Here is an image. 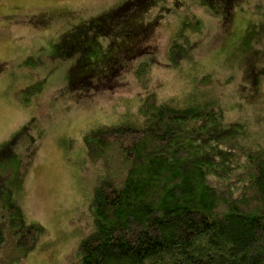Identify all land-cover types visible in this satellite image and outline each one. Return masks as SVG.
Instances as JSON below:
<instances>
[{"label":"rangeland","instance_id":"obj_1","mask_svg":"<svg viewBox=\"0 0 264 264\" xmlns=\"http://www.w3.org/2000/svg\"><path fill=\"white\" fill-rule=\"evenodd\" d=\"M125 1L0 0V171L26 214L47 229L19 264L75 262L93 229L98 175L107 171L103 161L87 159L84 136L102 124L142 120L140 105L150 93L161 101L190 92L214 99L227 122L249 127L245 144L264 146V0H159L144 15L153 29L132 43L155 54L147 75L136 70L150 55L130 58L113 89L70 84L76 56H63L65 36ZM187 39L189 56L172 62L173 41ZM29 59L33 64L24 66ZM40 82L43 90L24 103L22 90ZM16 254L7 233L0 264Z\"/></svg>","mask_w":264,"mask_h":264},{"label":"trees","instance_id":"obj_2","mask_svg":"<svg viewBox=\"0 0 264 264\" xmlns=\"http://www.w3.org/2000/svg\"><path fill=\"white\" fill-rule=\"evenodd\" d=\"M157 1L127 0L71 30L61 43L63 56H76L70 84L113 89L121 68L150 55L136 70L147 75L155 54L132 43L153 29L144 15ZM110 35L106 45L98 40ZM191 47L189 39L173 41L171 61ZM35 85L22 90L24 103L44 88ZM139 113L142 120L102 124L84 136L87 159L107 171L98 175L93 229L73 264H264V146L245 144L246 123L227 122L216 100L195 92L163 101L150 93ZM8 178L0 171V246L11 233L10 264H19L47 229L26 214Z\"/></svg>","mask_w":264,"mask_h":264}]
</instances>
